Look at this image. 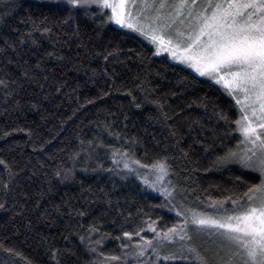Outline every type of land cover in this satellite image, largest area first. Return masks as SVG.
Masks as SVG:
<instances>
[{
	"label": "trees",
	"instance_id": "trees-1",
	"mask_svg": "<svg viewBox=\"0 0 264 264\" xmlns=\"http://www.w3.org/2000/svg\"><path fill=\"white\" fill-rule=\"evenodd\" d=\"M68 16L63 0H0V264H56L53 247L74 253L61 264H139L121 248L139 238L123 232L151 239L142 221L159 231L181 218L114 150L141 165L167 157L173 204L198 211L259 176L214 164L241 139L219 85L91 13Z\"/></svg>",
	"mask_w": 264,
	"mask_h": 264
},
{
	"label": "snow or ice",
	"instance_id": "snow-or-ice-1",
	"mask_svg": "<svg viewBox=\"0 0 264 264\" xmlns=\"http://www.w3.org/2000/svg\"><path fill=\"white\" fill-rule=\"evenodd\" d=\"M63 5L69 20L73 13H91L90 18L99 19L101 27L114 23L139 33L157 44L158 52H170L200 76L222 84L239 106L240 115L234 123L242 138L235 150L230 149L214 164H236L259 176V183L251 184L242 194L234 192L224 201L210 200V212L198 211L171 203L174 188L170 181L169 187L163 186L170 168L167 157L155 160L151 166L141 165L127 152L114 150V156L145 169L150 167L155 179L145 178L144 183L165 198L166 202L158 207L168 208L181 218L159 231L151 217L142 221L154 234L151 239L140 236L146 231L144 226L123 232L129 241L139 238L135 244H121L127 249L125 257H134L139 264H145V256L151 257L150 264L190 259L194 264H264V0H63ZM222 119L229 123L227 116ZM119 163L114 160V164ZM0 165L8 168L2 159ZM124 167L129 168V163L125 162ZM68 178L65 173L62 180ZM65 255L74 253L70 249L50 250L56 264H61ZM107 260L120 261L121 257H108L105 264Z\"/></svg>",
	"mask_w": 264,
	"mask_h": 264
},
{
	"label": "rangeland",
	"instance_id": "rangeland-1",
	"mask_svg": "<svg viewBox=\"0 0 264 264\" xmlns=\"http://www.w3.org/2000/svg\"><path fill=\"white\" fill-rule=\"evenodd\" d=\"M109 14H110V12H109ZM112 24L115 25V26H117V27H119V28H121L120 26H118V25H116L114 23H112ZM121 29L124 30V31H126V32H128V33H130V34L136 35V36L140 37L141 39L145 40L146 42H148L152 46L153 51H154L155 54H157V55H162V54L163 55H166L169 58L170 61H172V62H174V63H176L178 65H181V66L187 68L188 70L192 71L193 73H195V74H197V75L200 76V74L197 73L193 68L189 67V65L187 63H183V62H181L178 59H174L172 57V55H171L170 52H167V51H164V50H159V52H158V46H157V44L153 43L150 38H145L144 36H141L139 33L133 32V31H131L129 29H124V28H121ZM203 78L211 81L215 85H219L224 90V92L226 93V95H229L228 92L226 91V89L224 88V86L222 84H217L214 80L209 79L208 77H203ZM230 97L233 99L232 96H230ZM233 101L235 102L234 99H233ZM239 115H240V113H239V110H238V118H239ZM117 160L120 161L119 165H120V168L122 169V171H125V172L129 173L130 175L134 176L140 183H142L143 186H145L146 188L152 190L153 192H155L157 194H160L163 197V195L160 192L156 191L155 189L149 187L147 184L144 183V179L145 178H149L151 180H154L155 179V176L151 174L150 167H149V169L142 168L139 165H135L131 161H127L126 159H124L122 157H119ZM125 162H128L129 163V165H130L129 168H125L124 167V163ZM163 186L164 187H169V181L167 179V176L164 178ZM175 197H176V194H175ZM171 203L172 204L175 203V199L172 200ZM143 260H144L145 263L150 262L149 260H145V259H143ZM189 261H191V259L190 260H186L185 262H189ZM181 262L183 263V261H181Z\"/></svg>",
	"mask_w": 264,
	"mask_h": 264
}]
</instances>
